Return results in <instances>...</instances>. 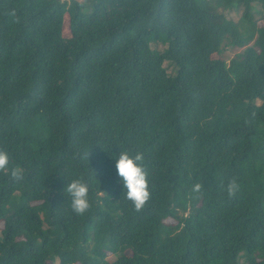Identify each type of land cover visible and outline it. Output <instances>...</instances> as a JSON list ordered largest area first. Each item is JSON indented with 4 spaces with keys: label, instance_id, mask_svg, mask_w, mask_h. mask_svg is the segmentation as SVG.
I'll use <instances>...</instances> for the list:
<instances>
[{
    "label": "trees",
    "instance_id": "1",
    "mask_svg": "<svg viewBox=\"0 0 264 264\" xmlns=\"http://www.w3.org/2000/svg\"><path fill=\"white\" fill-rule=\"evenodd\" d=\"M0 150V264H264V0H0Z\"/></svg>",
    "mask_w": 264,
    "mask_h": 264
},
{
    "label": "clouds",
    "instance_id": "2",
    "mask_svg": "<svg viewBox=\"0 0 264 264\" xmlns=\"http://www.w3.org/2000/svg\"><path fill=\"white\" fill-rule=\"evenodd\" d=\"M117 176L123 186V196L132 203L135 210H141L151 197L148 173L144 167V155L141 152L132 153L129 150L114 154ZM9 166V154L0 150V169ZM12 176H19L18 169H12ZM201 185L195 184L193 191H199ZM239 183L233 179L229 181L225 190L229 197L239 191ZM90 186L87 181L77 178L67 182L64 188L65 194L70 198V207L77 215L87 213L90 208Z\"/></svg>",
    "mask_w": 264,
    "mask_h": 264
},
{
    "label": "rangeland",
    "instance_id": "3",
    "mask_svg": "<svg viewBox=\"0 0 264 264\" xmlns=\"http://www.w3.org/2000/svg\"><path fill=\"white\" fill-rule=\"evenodd\" d=\"M65 27H67L68 28V25H66ZM163 45V44H162ZM160 43H157V44H154L153 46L154 47H156V48H158V49H162V46ZM242 49H238V48H236V49H229V50H226L222 55H215V57H220V58H222L223 59V61L225 62V63H228L229 61H230V59L232 58V57H234L235 56V54L237 53V52H239V51H241ZM165 67H167V69H168V72L170 73V74H172V75H174L176 72H177V68H176V66L174 65V64H171V63H165ZM170 222H172V220H170Z\"/></svg>",
    "mask_w": 264,
    "mask_h": 264
}]
</instances>
